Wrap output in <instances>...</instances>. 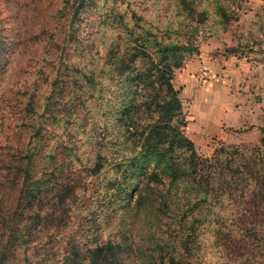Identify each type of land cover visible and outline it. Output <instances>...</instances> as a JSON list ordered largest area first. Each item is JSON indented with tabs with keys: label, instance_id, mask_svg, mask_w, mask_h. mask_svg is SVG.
<instances>
[{
	"label": "rangeland",
	"instance_id": "374dc122",
	"mask_svg": "<svg viewBox=\"0 0 264 264\" xmlns=\"http://www.w3.org/2000/svg\"><path fill=\"white\" fill-rule=\"evenodd\" d=\"M167 43L197 156L219 183L225 163L245 172L226 169L213 222L195 214L191 151L155 130L175 172L147 154L163 110L143 74ZM258 158L264 0H0V264H95L108 242L122 264H224Z\"/></svg>",
	"mask_w": 264,
	"mask_h": 264
},
{
	"label": "trees",
	"instance_id": "16d2710c",
	"mask_svg": "<svg viewBox=\"0 0 264 264\" xmlns=\"http://www.w3.org/2000/svg\"><path fill=\"white\" fill-rule=\"evenodd\" d=\"M175 47V44L167 43L160 56L147 54L148 72L146 71L143 75L147 77L146 80L148 79V82L146 81L148 90L155 92L148 95L150 101L147 106L151 112H155L156 108L163 110V117L156 118L155 115H152L148 125L152 126V132L167 130L168 137L171 139L170 147L186 146L191 151V156L187 159L190 173L186 175V178L191 179L195 185V189L192 191L198 201L195 214L200 216L201 221L210 215L213 222V218L218 217L219 212L222 211V208L218 206L222 199L221 193L232 191V187H234L232 179L227 178L226 169L230 168V171L238 172L240 175H244L245 172L240 167L234 169L231 164L225 163L219 169V173L222 175V181L219 183L216 178L217 173L205 167L204 160L197 156L193 141L184 134L181 127L186 125V115L180 95L181 89L174 84L175 70L183 65L184 56L174 54ZM157 99L161 103H157ZM27 105L29 106V103ZM162 122L164 126L160 125ZM155 133L153 141L150 136L146 138L147 154L153 155L151 149L163 150L160 155H164L162 157L164 168L169 172L173 171L174 158L167 157L169 147L158 145L166 132L156 131ZM154 157L161 161L159 157ZM162 162L157 161V164L161 165ZM250 163L254 171L248 173L249 177L243 179L241 190V193H246L247 197L244 198L242 194L240 196L245 206V214L236 213L233 215L235 222H230L227 226L226 238L220 245L224 264H264V158H258ZM177 179L178 177L174 176L173 182H176ZM239 182L240 180L236 179V183ZM251 184H253L252 188ZM235 203H240V200H236ZM214 233L217 234V230H214ZM91 257L95 264H122V260L120 256L116 255L114 244L111 242L97 246Z\"/></svg>",
	"mask_w": 264,
	"mask_h": 264
}]
</instances>
